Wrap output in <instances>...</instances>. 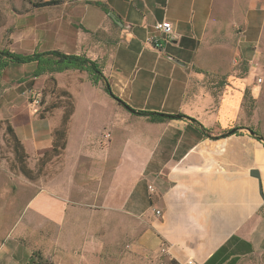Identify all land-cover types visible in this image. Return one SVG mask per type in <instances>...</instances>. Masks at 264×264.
I'll use <instances>...</instances> for the list:
<instances>
[{"label": "crops", "instance_id": "crops-1", "mask_svg": "<svg viewBox=\"0 0 264 264\" xmlns=\"http://www.w3.org/2000/svg\"><path fill=\"white\" fill-rule=\"evenodd\" d=\"M56 1L36 6L29 26L19 18L14 29L0 28V49L85 55L132 109L183 116L137 115L85 70L32 76L36 61L6 62L0 119L10 120L28 152L50 147L65 109L52 106L39 118L17 102L19 87L55 85L68 92L74 111L62 172L41 183L13 228L2 231L0 264H71L91 256L105 263L109 247L118 264L129 251L162 253L179 264L264 257V134L255 130V106L250 113L244 105L247 98L256 104L258 69L252 59L238 61L263 36L264 0ZM226 1L229 15L220 5ZM160 21H169L171 32L156 48L148 37ZM23 41L33 50L14 51ZM92 117L106 128L88 140Z\"/></svg>", "mask_w": 264, "mask_h": 264}, {"label": "rangeland", "instance_id": "rangeland-1", "mask_svg": "<svg viewBox=\"0 0 264 264\" xmlns=\"http://www.w3.org/2000/svg\"><path fill=\"white\" fill-rule=\"evenodd\" d=\"M40 0H0V28L5 27L10 30L14 29V26L18 24V19L23 18L25 22H30L27 24L29 26L33 22V14L36 5H38ZM230 1H226L220 3L221 7L225 6L224 12L229 15L231 4ZM46 10V9H45ZM227 17V16H226ZM20 20V19H19ZM32 26V25H31ZM234 35L231 38L232 43H236L237 35L239 33V29L235 26ZM10 30H8L10 32ZM232 32V30H231ZM227 37V36H226ZM28 42H20L14 43V51H16V47H20L21 51L30 52L33 49H30ZM13 47V45H12ZM28 48L30 51L26 50ZM1 51V49H0ZM19 51V50H17ZM245 60L239 58L238 61H246L252 59L253 65L258 69V77L262 78V82L257 84V101L256 104L252 103L251 98H247L245 100L246 110H250L252 112V107L256 110L255 117V130L260 134H264V33L263 36L254 47H250V52L245 55ZM15 72L7 70V75L10 77L13 76ZM69 78V77H68ZM72 84V81L70 82ZM32 83H27L24 86L19 87L18 93L23 91V94H20L17 102L23 103V107L27 111L28 103H27V90L32 87ZM17 86V85H16ZM46 84L44 83L43 87H35L40 89L42 92L41 99L42 103L38 107V110L35 111L34 115L40 117H44L47 115V111L50 110V107L58 106V108H64L65 111L71 109V112L68 113L67 118L65 115L58 117V127L55 129H62L63 135L61 137H54L52 144L49 148L45 150H40L36 152H28L25 147L20 142L17 145V141L15 140L13 133L10 130H7V125H11V122L7 117L0 119V234L2 231L12 229L13 225L18 221V218L21 217L22 211L25 203L28 198L36 192L41 186V183H45L52 179H55L60 172H62L61 167L65 161V148L67 144L68 138H66L67 130L70 128V115L74 111V106L72 105V101L68 99L66 95L63 94L62 90L56 89L54 87L45 88ZM7 90L12 89L14 87L7 86ZM26 95V96H25ZM63 99H66L65 102H61ZM23 107L21 108L22 110ZM84 115V114H83ZM82 114L79 116V122L81 126L84 124V117ZM87 135L90 137H94L98 135V138L101 136V132L103 134L105 127V122L102 119L90 118L87 120ZM13 127V126H12ZM94 139V138H92ZM8 208H12V210H7ZM106 217V216H105ZM101 220V218H100ZM19 232V227L14 230V235ZM28 237L33 239L37 236V232L29 227L28 229ZM39 237V234H38ZM48 237V235L46 236ZM48 240L44 241V243H48ZM38 242V241H36ZM49 249L50 244L47 245ZM49 257H51V253H48ZM103 258L105 263L99 261L97 258L91 256L88 261L82 260L80 263L78 260L71 261V264H94L97 261V264H118L116 262V254L112 250V247L108 248L107 253L103 254ZM124 262L123 264H172L170 261L172 259L166 257L162 253L158 254H140L139 256L134 255L131 251L124 254ZM51 259L48 261L50 262ZM101 260V259H100ZM47 262L46 264H51ZM245 264V263H242ZM246 264H264V257L260 259H249Z\"/></svg>", "mask_w": 264, "mask_h": 264}, {"label": "trees", "instance_id": "trees-1", "mask_svg": "<svg viewBox=\"0 0 264 264\" xmlns=\"http://www.w3.org/2000/svg\"><path fill=\"white\" fill-rule=\"evenodd\" d=\"M56 0H48L45 2H39L36 6H48L55 4ZM0 55L5 58V61L0 64V69L6 64V62H12V63H28L36 61V67L31 73L32 76L42 75L46 72H62L65 69H73V70H85L89 73L91 82L93 84H96L98 80L103 79L105 83V91L110 94L114 99H116L122 106L127 108L128 110H131L132 112L137 113V115L141 116H149L153 121L163 119L164 117H169L166 115H161V113L153 112V111H143V110H135L126 105L123 101H121L120 98L115 96L108 86L107 79L105 78V75L103 74L99 63L96 61H93L89 59V57L85 55H77L73 53H63L61 51L57 50H48L45 52L40 51H34L31 54L24 55L23 53H16V52H10L8 49H3L0 51ZM63 92V91H62ZM64 95L69 96L67 91L63 92ZM70 97V96H69ZM42 103V99H41ZM40 103V105H41ZM56 106V104L54 105ZM71 112V109L64 112L63 115H65V118H67L68 113ZM183 116L177 115V117ZM1 123V122H0ZM7 130H10L13 133V136L15 140L17 141V145L21 142L20 139L15 134L13 128L11 125H7ZM62 129L54 130V137L56 138L61 137L63 134ZM22 143V142H21ZM172 264H179L177 260L172 259L170 261Z\"/></svg>", "mask_w": 264, "mask_h": 264}, {"label": "built area", "instance_id": "built-area-1", "mask_svg": "<svg viewBox=\"0 0 264 264\" xmlns=\"http://www.w3.org/2000/svg\"><path fill=\"white\" fill-rule=\"evenodd\" d=\"M63 1H73V0H63ZM154 30L155 33H153L151 36L148 37V40L153 43V45L156 48H161L162 47V36L167 35L168 33L171 32V24L169 21H160L156 22L154 24ZM257 82L260 83L262 82V78L258 77ZM41 95L42 92L40 89L31 87L29 90H27V98H28V106L31 110L37 111L38 107L40 106L41 103ZM108 136V134L106 135ZM259 140L264 143V136L262 138L260 137ZM160 211H156L155 213H159ZM186 264H194L192 260H189L186 262Z\"/></svg>", "mask_w": 264, "mask_h": 264}, {"label": "water", "instance_id": "water-1", "mask_svg": "<svg viewBox=\"0 0 264 264\" xmlns=\"http://www.w3.org/2000/svg\"><path fill=\"white\" fill-rule=\"evenodd\" d=\"M161 115H166V116H169V117H177V115H169V114H164V113H161ZM252 133H253V131L250 132V134H252ZM261 138H262V137H261ZM251 174L254 175V176H257V177L259 176V175H258V172H257V171H254V170L251 171ZM260 192H261V194L263 195L261 189H260ZM263 196H264V195H263Z\"/></svg>", "mask_w": 264, "mask_h": 264}]
</instances>
